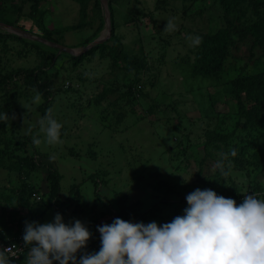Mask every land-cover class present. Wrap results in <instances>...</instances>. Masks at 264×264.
<instances>
[{
	"label": "rangeland",
	"instance_id": "1",
	"mask_svg": "<svg viewBox=\"0 0 264 264\" xmlns=\"http://www.w3.org/2000/svg\"><path fill=\"white\" fill-rule=\"evenodd\" d=\"M4 1L7 5H20L22 11L29 10V0ZM112 4L116 33L121 36L125 51L147 59V68L139 80L142 92L127 104L124 97L117 99L120 106L108 104L107 99L118 95L116 90L99 105H94V95L103 84L115 87L127 81L125 70L110 67L108 57L101 56L100 51H95L75 66L64 61L66 57L63 55L58 56L56 64L66 66H61L55 83L61 89H69L56 91L52 98V115L62 124L60 142L55 144H47L44 140L45 133L39 126L41 113L36 109L38 102L33 100L35 94L16 97V139L34 135L41 139V144H33L38 151L36 159L39 165L30 176L40 190L33 192V213L29 214L26 207H22L21 213L27 216V220H36V216L39 218L41 215L39 222L50 221L56 212H60L66 222L80 219L91 230L87 225L91 218H97L101 223L102 219L110 216L108 212L101 214L99 211L115 203L116 192L127 195L129 203L139 201L138 208L148 212L151 208L156 209L154 205L159 203L155 215L159 213L161 218L155 221L158 224L170 221L175 215L182 214L185 206L181 205L186 202L185 196L191 189L206 188L204 183L192 177L202 156H205V166L201 174L205 179L215 187L222 180L228 188L232 186L228 176H222L214 168V162L220 152H226L233 145L217 149L210 143L205 145L204 141L207 129L233 128L237 117L232 109L233 101L216 77L192 73L195 48L189 39L198 31L215 30L224 24L221 9L212 0H113ZM39 9L44 10V22L48 27L77 24L81 18L77 0H41ZM88 12L87 18H90L91 9ZM171 17H175L177 27L173 31H165L166 20ZM19 21L25 22L27 28L33 27L29 16H21ZM96 22L64 30L53 35V40L80 47L77 44L90 35ZM0 32L8 31L0 26ZM6 40L12 51L2 55L1 67H27L38 63V58L27 50L23 41L10 37ZM237 44L231 49L225 70L228 73L224 72V75L229 74V66L246 63L252 67L254 58L261 54L259 49H255L250 56L247 44ZM261 59L264 60V56ZM18 81L21 84L22 79ZM120 88L124 90L125 86ZM124 109L126 114H120ZM9 135H14V132ZM47 163L53 164L61 174L60 192L63 198L68 197L66 203L56 210L47 208L45 198H41L47 190ZM226 167L230 170V165ZM16 171L0 166V188L13 195L18 193L12 189L20 184ZM246 171L250 174L242 176V180L237 176L233 178L243 195L255 192L248 186L254 176L264 187V175H254L256 172L251 166ZM94 172L97 173L93 175ZM100 178H104L105 183L99 182ZM172 186L182 189L171 194ZM76 189L81 193L79 198L74 197ZM166 195L174 200L182 198L183 202L176 208L167 206L161 201ZM1 202L4 205L8 203L7 200ZM146 220L144 222L154 219L148 217ZM98 249L90 246L85 250Z\"/></svg>",
	"mask_w": 264,
	"mask_h": 264
},
{
	"label": "trees",
	"instance_id": "2",
	"mask_svg": "<svg viewBox=\"0 0 264 264\" xmlns=\"http://www.w3.org/2000/svg\"><path fill=\"white\" fill-rule=\"evenodd\" d=\"M29 1V10L22 11L20 5L16 3L7 5L4 0H0V19L49 39H53V35L64 30L92 25L97 20L90 35L82 43L77 44L78 46L85 45L98 36L104 27V14L99 0H77L81 16L77 24L53 27H48L44 22V10L39 9L41 0ZM112 1L108 0L112 28L110 37L79 55H72L65 51L57 54V48L37 40L27 39L12 32H0V64L2 55L12 51V46L6 40L8 37L23 41L27 45V50L32 51L38 58V63L33 66H0V110H4L9 116L7 121H0V166L16 169L20 179L18 187L12 189L17 190L18 194L16 195L0 188V240L2 241H6L20 230L23 232L24 227L22 228V225L24 226L27 216L21 213L22 207H26L29 214L33 213L31 202L33 192L40 190L39 185L30 180L32 171L39 165L36 159L38 151L33 147L32 138L27 136L24 139H16L14 131V126L18 127L16 123V115L18 114L15 104L16 97L19 94L34 95L36 91H39L41 101L37 103L36 109L40 111L42 117L46 110L51 107L54 93L58 90L65 91L69 89L68 87L61 89L55 83L56 77L61 72V66H66L63 63L61 65L56 64L57 57L63 55L66 57L64 61L75 66L95 51H100L101 56L106 55L108 57L110 67L115 66L125 70V76L128 78L126 82L117 84L115 87L103 84L98 93L94 95V105H99L102 100L115 93L116 90H118V95L114 99H107L108 104L117 105V99L121 97L125 98L127 104L128 101L132 102V98L142 92L139 80L142 72L147 68V59L144 56L130 54L125 51L121 36L116 33ZM161 1L157 0V2ZM188 1L193 2L196 0ZM212 2L221 9L224 24L215 30L197 32L202 40L199 45L193 46L195 53L192 60V73L208 77L214 76L218 81H221L225 92L233 101L232 109L237 116L235 124L230 130L207 129L204 144L210 143L217 149L219 147L223 149L232 144L236 149V155L229 157L232 161L228 175V179L232 183L231 188H228L223 180L218 182L215 187L212 182L205 179L201 174L205 166V156L198 159V170L192 177L204 183L206 187L212 188L218 194L225 197L230 196L239 203L244 195L239 193L240 186L233 182V178L237 176L242 180V176L249 175L250 172L246 171L249 166L256 172L254 175H264V60L261 59L264 56V0H212ZM90 9L92 14H90V18H87ZM199 11H202V9L200 8ZM21 16H29L33 27H25V22L21 23L19 21ZM237 43L247 44L250 56L253 55L255 49H259L261 54L257 59L254 58L252 67H248L246 63L234 67L229 66V74L224 75V72H227L225 70L229 63L228 58L231 55V49L237 46ZM18 79H22L21 84H19ZM122 86H125L124 90H121L120 87ZM120 114H126L125 109ZM105 119H107L106 114ZM118 119L119 116L116 120ZM8 131L12 134L14 132V135L6 133ZM227 151L229 150L226 149ZM45 165L47 190L41 198H45L47 208L56 210L66 203L68 197L63 198L61 195V174L57 168L51 163ZM96 173L94 172L93 175ZM99 182L105 183V179L100 178ZM241 183L245 184V182ZM98 184L95 185L96 188ZM173 186L171 194L180 192L182 189L180 187L174 189ZM248 186L255 191L258 198L264 199V187L258 182L256 176L253 177L252 184ZM74 194L75 198H79L81 195L78 189L74 190ZM114 197V204L107 206L105 210L101 209L99 211L101 214L110 213L109 217L102 219L101 223L98 222L97 218L89 220L87 225L91 228L92 235L88 240L86 249H89L90 246L100 247L99 233L96 226L110 223L115 217L133 221H136V219L147 221L148 217H152L154 220L161 218L159 213L155 215L159 203L154 205L156 209L151 208L148 212L146 209L138 208L139 201L127 202V195L114 192ZM3 200L8 201L7 205L1 202ZM161 201L167 206L171 205L176 208V206H180L183 199L174 200L171 199L170 195H166ZM181 206H186V202H183ZM40 217L41 215L39 218L36 216L35 219L38 221ZM27 250L28 246L19 256L10 259L14 260L16 264H27V259L23 260L24 257L28 258Z\"/></svg>",
	"mask_w": 264,
	"mask_h": 264
},
{
	"label": "clouds",
	"instance_id": "3",
	"mask_svg": "<svg viewBox=\"0 0 264 264\" xmlns=\"http://www.w3.org/2000/svg\"><path fill=\"white\" fill-rule=\"evenodd\" d=\"M174 20H166L165 31L176 29ZM189 39L197 46L202 37L195 34ZM33 100L41 101L39 91ZM8 119L0 110V121ZM39 126L47 144L60 142L62 124L51 108ZM32 143L39 145L41 139L34 135ZM235 155L234 147L220 152L214 168L228 176L226 165ZM185 200L182 214L170 221L158 224L115 217L97 225L100 247L94 251L85 250L92 233L80 219L66 222L60 212L50 221L26 219L22 240L28 246L27 264H264V199L247 192L237 203L212 188L196 187ZM11 257H15L11 246L0 248V264H16Z\"/></svg>",
	"mask_w": 264,
	"mask_h": 264
},
{
	"label": "water",
	"instance_id": "4",
	"mask_svg": "<svg viewBox=\"0 0 264 264\" xmlns=\"http://www.w3.org/2000/svg\"><path fill=\"white\" fill-rule=\"evenodd\" d=\"M99 1L104 14V27H105L104 32L100 33L98 36L87 42L85 45H81L80 47L63 45L53 39H49L41 35L34 34L26 29H23L15 24L7 23L6 21L1 19H0V26L3 27L8 32H12L17 35L23 36L27 39L37 40L51 47H55L57 48L58 53H60L61 51H65L72 55H79L85 52L86 50L90 49L92 46L104 41L111 35L112 28H111V18H110V9L108 5V0H99Z\"/></svg>",
	"mask_w": 264,
	"mask_h": 264
},
{
	"label": "built area",
	"instance_id": "5",
	"mask_svg": "<svg viewBox=\"0 0 264 264\" xmlns=\"http://www.w3.org/2000/svg\"><path fill=\"white\" fill-rule=\"evenodd\" d=\"M22 233L23 232L20 230V232L12 235L6 241L0 240V247L5 248L11 246V251L15 253V257L19 256L26 248L22 240Z\"/></svg>",
	"mask_w": 264,
	"mask_h": 264
}]
</instances>
